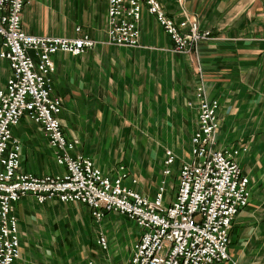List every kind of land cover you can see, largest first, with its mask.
Listing matches in <instances>:
<instances>
[{
    "label": "crops",
    "instance_id": "0c3cea01",
    "mask_svg": "<svg viewBox=\"0 0 264 264\" xmlns=\"http://www.w3.org/2000/svg\"><path fill=\"white\" fill-rule=\"evenodd\" d=\"M159 1L177 23L197 19L213 38L195 52H177L145 5L140 45L111 44L109 0H31L23 10V28L35 35L75 37L81 26L82 34L95 40L80 55L53 57L54 93L64 100L61 126L68 139L78 141L74 156L91 158L107 174L124 164L130 177L125 183L136 178L135 188L147 196L156 197L163 187L166 201L172 200L183 163L193 159L198 94L219 99L215 146L247 149L240 163L252 195L234 218L230 259L217 264H264V0ZM11 73L9 61L0 58V90ZM13 131L21 142L24 171L39 176L65 171L40 124L25 115ZM167 150L177 157L169 175L163 172ZM16 215L21 235L16 264H87L90 259L130 264L139 238L127 216L109 213L97 220L79 202L41 204L25 196ZM101 236L107 237L108 249L98 243Z\"/></svg>",
    "mask_w": 264,
    "mask_h": 264
},
{
    "label": "built area",
    "instance_id": "2783aa9c",
    "mask_svg": "<svg viewBox=\"0 0 264 264\" xmlns=\"http://www.w3.org/2000/svg\"><path fill=\"white\" fill-rule=\"evenodd\" d=\"M31 0H0V58L8 60L11 77L0 90V264H16L21 253V235L16 204L25 196L39 203L58 200L79 202L91 209L97 220L108 213L127 216L139 228V238L130 264H217L230 259L229 245L234 218L251 199L250 178L240 163L246 148H217L221 102L200 92L198 129L191 138L193 159L184 162L174 197L166 201L164 188L150 197L135 188L136 178L126 184L124 164L115 172H103L82 154L73 155L78 141L67 138L60 117L64 100L54 93V55H80L95 46L82 34L75 37L27 33L23 10ZM155 16L177 52L192 53L213 38L197 19L177 23L167 15L159 0H109V42L138 47L142 10ZM40 124L63 173L39 176L21 165L22 146L13 128L23 116ZM177 160L167 150L164 174ZM98 243L109 248L106 236ZM87 264H97L93 259Z\"/></svg>",
    "mask_w": 264,
    "mask_h": 264
},
{
    "label": "rangeland",
    "instance_id": "374dc122",
    "mask_svg": "<svg viewBox=\"0 0 264 264\" xmlns=\"http://www.w3.org/2000/svg\"><path fill=\"white\" fill-rule=\"evenodd\" d=\"M70 209H71V208H68V207H67V208L64 210V211H65V214H67V215L70 214ZM68 210H69V211H68ZM108 214H109V213H108ZM129 225L132 226V227H134L135 232L139 234L140 230H139V228L137 227V225H136L133 221H130V220H129L128 226H129ZM130 228H131V227H130ZM129 239H131V236H129ZM127 243H129L128 240H125L124 245H126ZM124 245H122V246H124Z\"/></svg>",
    "mask_w": 264,
    "mask_h": 264
}]
</instances>
